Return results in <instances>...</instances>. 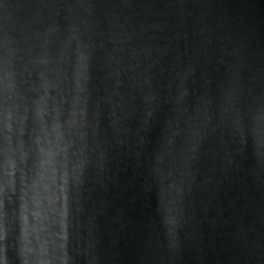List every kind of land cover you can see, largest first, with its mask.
Returning <instances> with one entry per match:
<instances>
[{"label": "water", "instance_id": "obj_1", "mask_svg": "<svg viewBox=\"0 0 264 264\" xmlns=\"http://www.w3.org/2000/svg\"><path fill=\"white\" fill-rule=\"evenodd\" d=\"M5 60L0 264L25 203L63 264H264V0H0Z\"/></svg>", "mask_w": 264, "mask_h": 264}, {"label": "clouds", "instance_id": "obj_2", "mask_svg": "<svg viewBox=\"0 0 264 264\" xmlns=\"http://www.w3.org/2000/svg\"><path fill=\"white\" fill-rule=\"evenodd\" d=\"M16 98L15 85L12 83V72L7 60L0 63V135L3 139V147L0 148V157L3 162L0 163V254L4 252V242L7 240L13 224L15 214L10 218L5 211L3 197L6 189L12 186L11 177L13 172L10 169L15 168V162L11 157L15 154L12 147V111L14 110V100ZM22 122V121H21ZM43 151V150H42ZM23 154L21 153V161ZM43 173L40 180H44ZM37 185H33L36 191ZM47 191V188L44 189ZM33 203L38 208L40 205L39 193L33 197ZM29 208L27 203L21 209V235L19 237L20 253L23 264H63L62 258L56 253L62 251V245H56L49 236L44 238L35 226H30L28 221ZM33 216L39 217L38 212H33Z\"/></svg>", "mask_w": 264, "mask_h": 264}]
</instances>
